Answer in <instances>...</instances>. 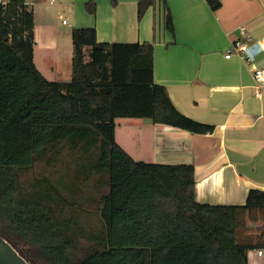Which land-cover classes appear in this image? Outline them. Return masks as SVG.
<instances>
[{"label":"trees","instance_id":"trees-1","mask_svg":"<svg viewBox=\"0 0 264 264\" xmlns=\"http://www.w3.org/2000/svg\"><path fill=\"white\" fill-rule=\"evenodd\" d=\"M5 1L0 237L28 264H247L249 251L264 249V192L249 191L243 205L200 204L193 166L136 162L115 141L118 119L213 131L154 83L152 44L99 43L95 29H72L71 79L51 82L34 64L31 7ZM205 1L213 12L222 5ZM163 2V27L173 33ZM154 4L140 0L138 18ZM85 10L95 14L92 0ZM65 153L66 176L35 175L38 164L52 166ZM79 193L94 205L98 228L73 212Z\"/></svg>","mask_w":264,"mask_h":264},{"label":"crops","instance_id":"crops-1","mask_svg":"<svg viewBox=\"0 0 264 264\" xmlns=\"http://www.w3.org/2000/svg\"><path fill=\"white\" fill-rule=\"evenodd\" d=\"M92 1L94 15L85 10L89 0H26L34 19L35 66L37 51L44 59L65 53L71 63L69 34L55 26L61 18L71 30L95 29L99 43L152 44L154 83L166 88L180 113L213 131L192 134L146 120L129 138H121L116 126L117 144L136 162L193 166L200 204L243 205L249 191L264 192V92L255 97L253 80L254 70L264 68V0H222L215 12L205 0H155L141 19L140 0ZM163 1L173 33L163 27ZM236 39L247 42L251 65L224 58ZM257 251L247 253V264H264Z\"/></svg>","mask_w":264,"mask_h":264},{"label":"rangeland","instance_id":"rangeland-1","mask_svg":"<svg viewBox=\"0 0 264 264\" xmlns=\"http://www.w3.org/2000/svg\"><path fill=\"white\" fill-rule=\"evenodd\" d=\"M43 4H47L46 0H42ZM55 26H57V30L59 32H68L69 34V46L68 50H71V40H70V31L68 27L62 25V20H55ZM65 50V47L63 48ZM67 49V47H66ZM64 52V51H62ZM59 57H53L51 59L48 55L44 56L40 51L36 52V66L38 69L43 73V75L52 82H59V81H69L71 79V63L67 56L64 54H59ZM47 57V58H46ZM146 120H132V119H118L116 121L117 126V134L122 137L126 135L129 138V132L135 135V131L138 130L141 124H145ZM130 143V142H129ZM132 144V148L134 149V143ZM130 144L127 145V148L130 149ZM145 149V148H144ZM141 152L146 153L145 150ZM71 163L69 155L65 153V155L60 158L55 164L52 166H47L45 164H38L34 170L36 176H47L52 180H58L64 176H66V167L67 164ZM72 169L74 168L73 164H71ZM68 182V179H65ZM94 178L91 179L90 184L92 185ZM90 191L93 192V188H90ZM77 207L73 208V212L77 215H81V219L84 223L92 228L99 227V216L98 213L95 211L94 205L90 202L86 201V199L82 196V194H78L73 201ZM79 206V207H78Z\"/></svg>","mask_w":264,"mask_h":264},{"label":"built area","instance_id":"built-area-1","mask_svg":"<svg viewBox=\"0 0 264 264\" xmlns=\"http://www.w3.org/2000/svg\"><path fill=\"white\" fill-rule=\"evenodd\" d=\"M50 4H55L58 0H47ZM5 0H0L1 5H5ZM62 19V18H61ZM62 24H66V21L62 20ZM239 34L241 37L246 36V28L242 27L239 29ZM249 46L246 41L242 39H236L227 48L225 52V59H230L232 57H237L241 60L245 65H251V58L248 55ZM253 80H254V89H255V97H259L264 92V68H260L254 70L253 72ZM258 256L264 255V250L257 251Z\"/></svg>","mask_w":264,"mask_h":264},{"label":"water","instance_id":"water-1","mask_svg":"<svg viewBox=\"0 0 264 264\" xmlns=\"http://www.w3.org/2000/svg\"><path fill=\"white\" fill-rule=\"evenodd\" d=\"M0 264L28 263L5 239L0 237Z\"/></svg>","mask_w":264,"mask_h":264}]
</instances>
